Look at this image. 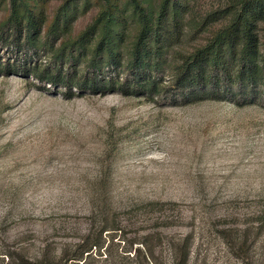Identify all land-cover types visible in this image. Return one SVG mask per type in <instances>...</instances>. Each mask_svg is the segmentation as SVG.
<instances>
[{
  "label": "rangeland",
  "instance_id": "rangeland-1",
  "mask_svg": "<svg viewBox=\"0 0 264 264\" xmlns=\"http://www.w3.org/2000/svg\"><path fill=\"white\" fill-rule=\"evenodd\" d=\"M62 1L50 0V17ZM0 57L13 63L15 54ZM48 62L41 51L25 65ZM71 65L83 71L79 61L64 71ZM65 90L27 70L0 75V264L7 254L58 251L101 226L114 249L139 253L144 264H171L183 251L187 264H242L237 255L247 254L264 264L263 87L188 104L163 88Z\"/></svg>",
  "mask_w": 264,
  "mask_h": 264
},
{
  "label": "trees",
  "instance_id": "trees-1",
  "mask_svg": "<svg viewBox=\"0 0 264 264\" xmlns=\"http://www.w3.org/2000/svg\"><path fill=\"white\" fill-rule=\"evenodd\" d=\"M195 2L63 0L50 17V0H0V51L16 57L13 63L0 59V75L27 70L41 82L63 86L68 96L73 94L71 87L136 96L158 94L163 88L174 90L186 104L234 101L264 88V0H217L204 10ZM90 10L91 19L74 32L73 23ZM200 33H205L203 41L182 46L186 38ZM41 51L49 64L25 65ZM70 61H79L78 70L83 71L76 75L72 65L64 71L63 64ZM106 230L104 226L95 234L89 230L58 251L44 247L32 258L7 254L1 260L7 258L5 264L147 262L139 253L114 249L102 236ZM241 250L246 252V247ZM237 257L242 264H255L248 254L245 259ZM187 261L188 252L183 251L171 264Z\"/></svg>",
  "mask_w": 264,
  "mask_h": 264
}]
</instances>
